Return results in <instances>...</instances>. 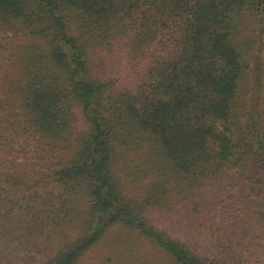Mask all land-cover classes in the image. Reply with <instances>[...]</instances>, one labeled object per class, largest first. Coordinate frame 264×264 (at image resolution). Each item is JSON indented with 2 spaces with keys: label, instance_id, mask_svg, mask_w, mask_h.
Listing matches in <instances>:
<instances>
[{
  "label": "trees",
  "instance_id": "16d2710c",
  "mask_svg": "<svg viewBox=\"0 0 264 264\" xmlns=\"http://www.w3.org/2000/svg\"><path fill=\"white\" fill-rule=\"evenodd\" d=\"M260 46L264 0H0V264H264Z\"/></svg>",
  "mask_w": 264,
  "mask_h": 264
},
{
  "label": "rangeland",
  "instance_id": "374dc122",
  "mask_svg": "<svg viewBox=\"0 0 264 264\" xmlns=\"http://www.w3.org/2000/svg\"><path fill=\"white\" fill-rule=\"evenodd\" d=\"M163 27V33L164 35L170 34V28L167 23L162 24ZM4 71V66H0V75ZM264 66H263V49L260 46L257 48L253 56L251 57V70H250V75H249V97L252 94H257L258 95V89L261 87L263 83V77H264ZM252 93V94H251ZM259 98V95H258ZM259 100V99H258ZM257 98H255V101H258Z\"/></svg>",
  "mask_w": 264,
  "mask_h": 264
}]
</instances>
